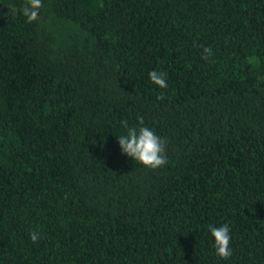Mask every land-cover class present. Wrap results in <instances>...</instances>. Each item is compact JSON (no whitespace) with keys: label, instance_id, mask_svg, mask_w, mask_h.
<instances>
[{"label":"trees","instance_id":"trees-1","mask_svg":"<svg viewBox=\"0 0 264 264\" xmlns=\"http://www.w3.org/2000/svg\"><path fill=\"white\" fill-rule=\"evenodd\" d=\"M26 3L0 0V264H264V0ZM140 119L161 168L119 147Z\"/></svg>","mask_w":264,"mask_h":264},{"label":"clouds","instance_id":"clouds-1","mask_svg":"<svg viewBox=\"0 0 264 264\" xmlns=\"http://www.w3.org/2000/svg\"><path fill=\"white\" fill-rule=\"evenodd\" d=\"M42 7V0H27L20 11L26 17L28 23L38 19L39 9ZM204 59L211 55L210 48L203 49ZM150 81L161 89L167 88L166 73L153 70L149 74ZM163 93L158 99H163ZM141 126L129 127L126 120L121 121L126 134L118 137V144L123 154L138 162L140 165L158 169L167 163L165 152V141L162 140L154 130L144 125L143 119L139 120ZM211 236L214 238L216 255L222 259H228L232 255L230 245V229L227 224L220 227L209 226ZM30 240L35 243L40 239L39 233L33 231L29 234Z\"/></svg>","mask_w":264,"mask_h":264}]
</instances>
